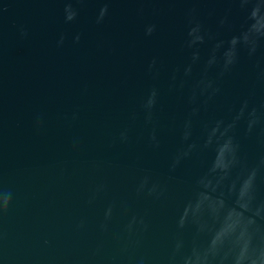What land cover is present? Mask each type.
<instances>
[{
    "label": "water",
    "instance_id": "95a60500",
    "mask_svg": "<svg viewBox=\"0 0 264 264\" xmlns=\"http://www.w3.org/2000/svg\"><path fill=\"white\" fill-rule=\"evenodd\" d=\"M0 264H264V0H0Z\"/></svg>",
    "mask_w": 264,
    "mask_h": 264
}]
</instances>
